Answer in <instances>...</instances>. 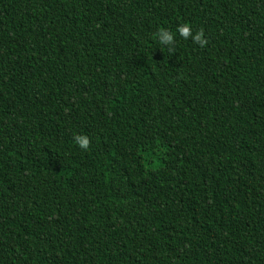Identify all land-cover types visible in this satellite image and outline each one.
Masks as SVG:
<instances>
[{
	"label": "trees",
	"instance_id": "obj_1",
	"mask_svg": "<svg viewBox=\"0 0 264 264\" xmlns=\"http://www.w3.org/2000/svg\"><path fill=\"white\" fill-rule=\"evenodd\" d=\"M0 264H264V0H0Z\"/></svg>",
	"mask_w": 264,
	"mask_h": 264
},
{
	"label": "clouds",
	"instance_id": "obj_2",
	"mask_svg": "<svg viewBox=\"0 0 264 264\" xmlns=\"http://www.w3.org/2000/svg\"><path fill=\"white\" fill-rule=\"evenodd\" d=\"M178 32H179V35L184 39H188L189 37H192L194 42L198 43L201 47H203L205 44H207V40L203 38L204 33L202 30L198 31L193 36L190 27L187 24H185V25H181L178 27ZM157 36L159 38V41L162 44H165V45H173L174 44V37H173L172 33L168 30L161 29L160 31H158ZM171 50L172 49H170V51ZM75 139H76V142L78 143L80 148L86 150L89 147L90 141L86 137L77 136Z\"/></svg>",
	"mask_w": 264,
	"mask_h": 264
},
{
	"label": "rangeland",
	"instance_id": "obj_3",
	"mask_svg": "<svg viewBox=\"0 0 264 264\" xmlns=\"http://www.w3.org/2000/svg\"><path fill=\"white\" fill-rule=\"evenodd\" d=\"M152 156H150V155H147V156H145V159H149V158H151ZM153 158V157H152Z\"/></svg>",
	"mask_w": 264,
	"mask_h": 264
}]
</instances>
